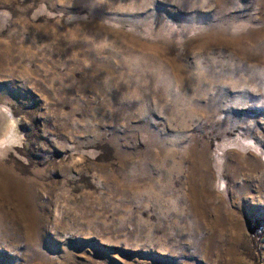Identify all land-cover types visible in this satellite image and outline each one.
Wrapping results in <instances>:
<instances>
[{
    "label": "rangeland",
    "instance_id": "obj_1",
    "mask_svg": "<svg viewBox=\"0 0 264 264\" xmlns=\"http://www.w3.org/2000/svg\"><path fill=\"white\" fill-rule=\"evenodd\" d=\"M0 264H264V0H0Z\"/></svg>",
    "mask_w": 264,
    "mask_h": 264
},
{
    "label": "bare ground",
    "instance_id": "obj_2",
    "mask_svg": "<svg viewBox=\"0 0 264 264\" xmlns=\"http://www.w3.org/2000/svg\"><path fill=\"white\" fill-rule=\"evenodd\" d=\"M10 114L0 109V142L13 140L16 132V124Z\"/></svg>",
    "mask_w": 264,
    "mask_h": 264
},
{
    "label": "clouds",
    "instance_id": "obj_3",
    "mask_svg": "<svg viewBox=\"0 0 264 264\" xmlns=\"http://www.w3.org/2000/svg\"><path fill=\"white\" fill-rule=\"evenodd\" d=\"M8 147V145H6L4 142H0V153H2V151Z\"/></svg>",
    "mask_w": 264,
    "mask_h": 264
}]
</instances>
